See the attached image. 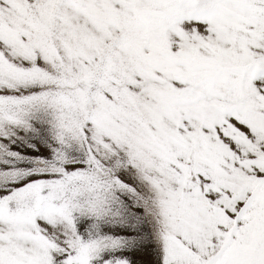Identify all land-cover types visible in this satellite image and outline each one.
Instances as JSON below:
<instances>
[{"label": "snow or ice", "instance_id": "snow-or-ice-1", "mask_svg": "<svg viewBox=\"0 0 264 264\" xmlns=\"http://www.w3.org/2000/svg\"><path fill=\"white\" fill-rule=\"evenodd\" d=\"M0 264H264V0H0Z\"/></svg>", "mask_w": 264, "mask_h": 264}]
</instances>
